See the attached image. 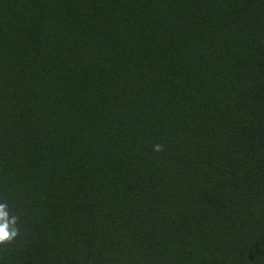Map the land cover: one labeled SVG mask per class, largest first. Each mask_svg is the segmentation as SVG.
<instances>
[{"label":"trees","instance_id":"1","mask_svg":"<svg viewBox=\"0 0 264 264\" xmlns=\"http://www.w3.org/2000/svg\"><path fill=\"white\" fill-rule=\"evenodd\" d=\"M0 203V264H264V0H0Z\"/></svg>","mask_w":264,"mask_h":264},{"label":"clouds","instance_id":"2","mask_svg":"<svg viewBox=\"0 0 264 264\" xmlns=\"http://www.w3.org/2000/svg\"><path fill=\"white\" fill-rule=\"evenodd\" d=\"M154 150L160 151L161 146L156 145ZM17 217L10 215L7 205L0 203V245L12 242L19 233L17 227Z\"/></svg>","mask_w":264,"mask_h":264}]
</instances>
